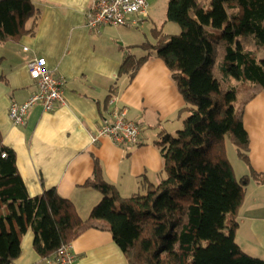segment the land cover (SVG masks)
Segmentation results:
<instances>
[{"label": "trees", "instance_id": "obj_1", "mask_svg": "<svg viewBox=\"0 0 264 264\" xmlns=\"http://www.w3.org/2000/svg\"><path fill=\"white\" fill-rule=\"evenodd\" d=\"M40 14L33 0H0V43L33 35L36 24L28 23ZM167 20L181 33L145 48L169 68L188 116L176 137L164 135L158 144L164 180L145 194L123 198L95 160L93 177L84 186L103 199L82 219L56 189L29 195L16 152L0 131V264L20 257L29 230L44 259L98 230L112 235L129 264H264L236 241L251 177L235 178L224 144L229 136L249 162L244 114L264 91V57L257 53L264 49V0H170ZM147 59L127 58L121 74L132 80ZM253 178L263 182L261 175Z\"/></svg>", "mask_w": 264, "mask_h": 264}, {"label": "crops", "instance_id": "obj_2", "mask_svg": "<svg viewBox=\"0 0 264 264\" xmlns=\"http://www.w3.org/2000/svg\"><path fill=\"white\" fill-rule=\"evenodd\" d=\"M33 1L41 11L37 21L28 23L36 24L35 33L0 45V131L5 145L16 152L29 195L56 189L87 219L103 199L102 193L84 186L93 177L95 160L123 198L143 194L166 176L158 144L164 135L176 137L183 129L186 102L165 62L145 45L151 44L149 36L160 37L163 20L155 18L154 11L169 0H149L148 17L132 19L138 25L96 29L88 26L87 16L97 0ZM140 50L148 54L139 57L135 52ZM35 57L46 58L47 69L63 81L65 102L51 112L36 107L25 125L15 126L9 119L11 104L25 102L37 90L28 70V61ZM129 57L148 58L132 80L121 74ZM112 98L117 100L114 106ZM115 109H125L127 119L142 126L139 144L92 140L105 121L113 120ZM244 125L250 138L249 162L230 161L237 180L251 177L238 212L236 241L248 255L264 260V91L248 104ZM254 173L263 182L253 178ZM34 240L29 230L13 264H57L54 258L40 257ZM72 250L77 264H129L108 232L90 230L72 244Z\"/></svg>", "mask_w": 264, "mask_h": 264}, {"label": "built area", "instance_id": "obj_3", "mask_svg": "<svg viewBox=\"0 0 264 264\" xmlns=\"http://www.w3.org/2000/svg\"><path fill=\"white\" fill-rule=\"evenodd\" d=\"M149 14V0H97L88 14V26L96 29L100 26L132 27L138 25L133 17L147 18ZM28 51V48H25ZM28 70L31 79L36 83L37 90L23 103L13 102L9 108V119L15 126L25 125L27 117L33 109L41 107L44 112H51L58 103H64L63 81L55 77L47 69V60L44 57H35L28 61ZM117 100L112 98L110 105L114 106ZM142 126L127 119L125 109L113 111V120L105 121L92 140L108 138L119 146H135L139 144ZM6 154L3 155V158ZM57 264H77V258L72 245L62 248L57 257Z\"/></svg>", "mask_w": 264, "mask_h": 264}, {"label": "rangeland", "instance_id": "obj_4", "mask_svg": "<svg viewBox=\"0 0 264 264\" xmlns=\"http://www.w3.org/2000/svg\"><path fill=\"white\" fill-rule=\"evenodd\" d=\"M169 1H168V3H166V1L161 2V4H159L157 6L156 10L154 11V17L155 18L158 17V18H161L163 20V23H162L163 26L161 28H159V30L161 31L160 37H158V35H156L157 38L155 36H149L148 37L149 42L153 45H157L160 42L159 40H161L162 36H172L171 34L179 35L181 33V27L177 23L170 22L167 20V8H168ZM171 27H175V29H176V27H178V29L180 31L178 33H172ZM155 29H156V27H155ZM165 39H167V38H165ZM0 45H3V43H0ZM0 53H1V50H0ZM150 53H153V51H151ZM135 54H137L139 57H141V56L148 54V52L146 50H140L139 52H135ZM260 56L263 58L264 52L260 53ZM240 99H241V97H240ZM224 144L226 146L228 160L231 161L232 163H234L235 161H238L240 159L238 148L230 141L229 136H226V138L224 140ZM242 161H244V160H242ZM165 177L166 176H164V178ZM144 193H146V191H144L143 194Z\"/></svg>", "mask_w": 264, "mask_h": 264}]
</instances>
